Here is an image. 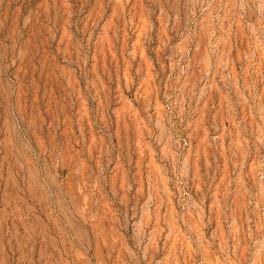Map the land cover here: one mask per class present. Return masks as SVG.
I'll use <instances>...</instances> for the list:
<instances>
[{
	"label": "rangeland",
	"instance_id": "rangeland-1",
	"mask_svg": "<svg viewBox=\"0 0 264 264\" xmlns=\"http://www.w3.org/2000/svg\"><path fill=\"white\" fill-rule=\"evenodd\" d=\"M0 264H264V0H0Z\"/></svg>",
	"mask_w": 264,
	"mask_h": 264
}]
</instances>
